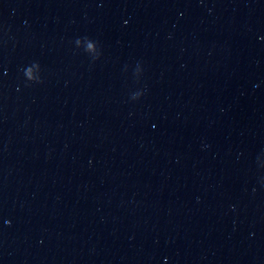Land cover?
Instances as JSON below:
<instances>
[{
	"label": "water",
	"instance_id": "95a60500",
	"mask_svg": "<svg viewBox=\"0 0 264 264\" xmlns=\"http://www.w3.org/2000/svg\"><path fill=\"white\" fill-rule=\"evenodd\" d=\"M0 264H264V0H0Z\"/></svg>",
	"mask_w": 264,
	"mask_h": 264
}]
</instances>
